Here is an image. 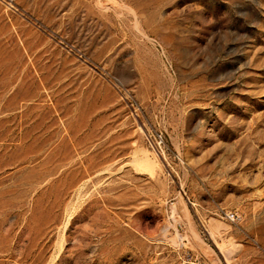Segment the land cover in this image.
<instances>
[{
  "label": "rangeland",
  "instance_id": "obj_1",
  "mask_svg": "<svg viewBox=\"0 0 264 264\" xmlns=\"http://www.w3.org/2000/svg\"><path fill=\"white\" fill-rule=\"evenodd\" d=\"M0 264H264V0H0Z\"/></svg>",
  "mask_w": 264,
  "mask_h": 264
},
{
  "label": "bare ground",
  "instance_id": "obj_2",
  "mask_svg": "<svg viewBox=\"0 0 264 264\" xmlns=\"http://www.w3.org/2000/svg\"><path fill=\"white\" fill-rule=\"evenodd\" d=\"M145 162H143V164H144Z\"/></svg>",
  "mask_w": 264,
  "mask_h": 264
}]
</instances>
